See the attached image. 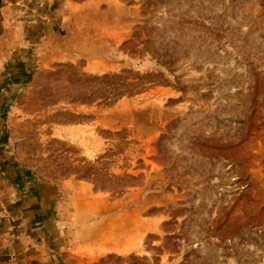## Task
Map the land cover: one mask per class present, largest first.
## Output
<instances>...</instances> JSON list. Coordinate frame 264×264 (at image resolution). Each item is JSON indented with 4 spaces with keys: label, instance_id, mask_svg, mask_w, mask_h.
<instances>
[{
    "label": "rangeland",
    "instance_id": "rangeland-1",
    "mask_svg": "<svg viewBox=\"0 0 264 264\" xmlns=\"http://www.w3.org/2000/svg\"><path fill=\"white\" fill-rule=\"evenodd\" d=\"M65 5L83 56L35 74L12 126L22 160L88 188L71 201L73 264H264V0ZM149 88L133 117H152L150 136L66 139L38 115Z\"/></svg>",
    "mask_w": 264,
    "mask_h": 264
},
{
    "label": "crops",
    "instance_id": "crops-1",
    "mask_svg": "<svg viewBox=\"0 0 264 264\" xmlns=\"http://www.w3.org/2000/svg\"><path fill=\"white\" fill-rule=\"evenodd\" d=\"M69 1L0 0V264H73L71 201L88 188L76 174L46 177L40 165L22 160L13 144L12 126L25 113L19 97L35 74L83 56L63 41L73 23L64 9ZM75 31L81 33L82 28ZM152 94L149 88L130 97L55 104L38 115L48 118L44 127L53 136L66 139L96 135L91 128L99 135V130L115 131L124 125L133 135L150 136L152 117L142 131L133 114ZM141 108L146 113L147 106Z\"/></svg>",
    "mask_w": 264,
    "mask_h": 264
}]
</instances>
